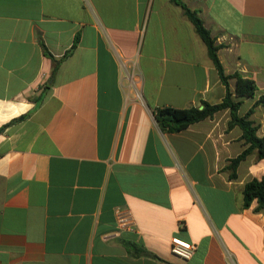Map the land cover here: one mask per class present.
I'll use <instances>...</instances> for the list:
<instances>
[{"label":"crops","instance_id":"obj_1","mask_svg":"<svg viewBox=\"0 0 264 264\" xmlns=\"http://www.w3.org/2000/svg\"><path fill=\"white\" fill-rule=\"evenodd\" d=\"M181 1L225 73L256 82L244 116L264 95V0ZM226 91L171 0H0V264H264V211L243 207L264 159L230 177L247 146L229 110L174 134L154 115ZM173 238L195 255H172Z\"/></svg>","mask_w":264,"mask_h":264},{"label":"trees","instance_id":"obj_2","mask_svg":"<svg viewBox=\"0 0 264 264\" xmlns=\"http://www.w3.org/2000/svg\"><path fill=\"white\" fill-rule=\"evenodd\" d=\"M171 1L182 7L187 18L193 23L196 32L204 41L208 49L209 57L218 70L221 81L225 85L227 91L223 102L216 105H210L209 103L204 102L202 103V108L194 106L186 109H176L167 106L158 108L154 113L156 122L162 131L174 134L188 129L195 123L210 119L214 114L220 111L229 110L230 121L228 123V128L239 127L243 132L242 137L247 146L243 153L236 159L231 160L226 168L227 171L230 172V177L236 179V171L239 164L249 155L256 153L259 160L264 159V135L262 137L258 136L260 125L256 124V122L251 119L256 107H264V95L256 101L254 106L244 116H240L239 112L243 103L242 99L254 98L256 95L258 90L256 82L239 72L227 75L218 55L220 46L216 44V40L212 37L211 32L205 27L199 14L188 8L181 0ZM42 47L46 54L55 60L46 50L45 46L42 45ZM58 64L59 62L56 63V69ZM232 79H234L236 83L234 91L230 88V80ZM243 196V207L245 209L250 208L252 203L257 201L258 205L255 208V212L261 213L264 211V177L261 179L255 178L246 183Z\"/></svg>","mask_w":264,"mask_h":264},{"label":"built area","instance_id":"obj_3","mask_svg":"<svg viewBox=\"0 0 264 264\" xmlns=\"http://www.w3.org/2000/svg\"><path fill=\"white\" fill-rule=\"evenodd\" d=\"M132 223L126 216L120 214L118 217V227L120 229L130 228ZM196 244L181 240L179 238H173L171 240V253L172 255L181 258L183 260H190L196 253Z\"/></svg>","mask_w":264,"mask_h":264},{"label":"rangeland","instance_id":"obj_4","mask_svg":"<svg viewBox=\"0 0 264 264\" xmlns=\"http://www.w3.org/2000/svg\"><path fill=\"white\" fill-rule=\"evenodd\" d=\"M137 65H138V61H137V63L134 62V66H132V64H131V66H130L131 68H128L129 71H132V72H135L136 73L137 72V67H138ZM121 68H122L123 76L126 77V70H125L126 67L122 65ZM124 81L126 83V80L125 79H124ZM248 106L249 105H245L244 106V110H246ZM260 117L264 121V115L261 114Z\"/></svg>","mask_w":264,"mask_h":264}]
</instances>
